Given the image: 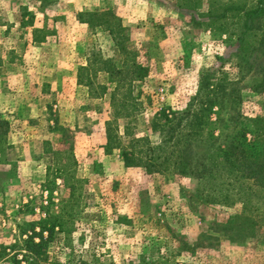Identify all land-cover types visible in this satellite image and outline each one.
I'll list each match as a JSON object with an SVG mask.
<instances>
[{
  "label": "rangeland",
  "instance_id": "rangeland-1",
  "mask_svg": "<svg viewBox=\"0 0 264 264\" xmlns=\"http://www.w3.org/2000/svg\"><path fill=\"white\" fill-rule=\"evenodd\" d=\"M210 1L229 2L0 0V119L7 122L0 147V249L17 242L18 225L42 218L45 190H51L50 213L68 201L67 187L50 177L54 157L76 183L72 233L67 244L54 235L51 262L264 264V229L248 235L211 226L214 211L243 214V204H201L199 182L176 173L147 175L124 167L118 151L103 150L109 124L118 136L127 127L131 137L154 142L146 130L152 114L184 108L212 69L236 89L238 100L227 114L235 108L264 118V53L255 50L236 62L234 40L225 42L200 23ZM126 58L146 75L129 87L136 105L114 119L120 102L110 78L118 76L99 70L122 69ZM85 66L88 72H78ZM79 73L89 75L90 87L78 84ZM124 92L125 86L120 98ZM0 264L11 263L3 257Z\"/></svg>",
  "mask_w": 264,
  "mask_h": 264
},
{
  "label": "trees",
  "instance_id": "trees-1",
  "mask_svg": "<svg viewBox=\"0 0 264 264\" xmlns=\"http://www.w3.org/2000/svg\"><path fill=\"white\" fill-rule=\"evenodd\" d=\"M180 1L191 4L194 0ZM189 8L186 6V9ZM201 19V25L212 28L219 36H225V42L234 40L237 48L235 60L239 64L242 57L252 51L264 53V0H229L226 4L210 1ZM193 23L200 24L194 20ZM125 62L122 69L110 66L111 69L99 70L109 76L114 73L118 76L117 79L110 78L115 83V95L119 97L116 101L120 102L113 109L114 119L125 113L127 105H136V98L132 97L129 87L146 75L143 66L128 58ZM88 71V66L78 70L81 73ZM77 82L85 87L92 84L89 75L80 73ZM260 85L263 83L257 87ZM123 86L127 92L120 98L119 90ZM230 86L231 83L218 71H207L199 78L196 90L184 108L174 110L165 106L152 114L146 130L156 136L154 142L148 136L131 137L127 127L118 136L109 124L105 129L103 150L106 154L118 151L126 168H139L145 174L154 176L176 173L199 182L202 187L196 196L201 204L219 208H226L232 203L243 204V214H219V211H214L211 226L220 232L242 231L255 235L258 229H264V118H249L235 108L227 114L228 104L238 100L236 89ZM105 90L102 86L100 94ZM6 125L7 122L0 119V147ZM56 160L53 157V165L49 167L50 177L61 180L69 190V199L57 214L50 213L51 190H45L47 199L45 206H41L42 218L18 225L17 242L8 249H0V258L7 257L11 264H57L49 260L47 248L54 235H61L67 244L72 233L69 219L76 181L68 178L65 166L57 165ZM71 180L74 182L70 183ZM180 247L191 254L194 252L184 243Z\"/></svg>",
  "mask_w": 264,
  "mask_h": 264
}]
</instances>
